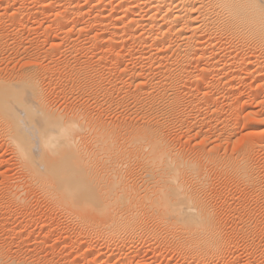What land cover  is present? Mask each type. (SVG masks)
I'll return each instance as SVG.
<instances>
[{
	"label": "bare ground",
	"instance_id": "6f19581e",
	"mask_svg": "<svg viewBox=\"0 0 264 264\" xmlns=\"http://www.w3.org/2000/svg\"><path fill=\"white\" fill-rule=\"evenodd\" d=\"M51 1H53V0H51ZM55 1H59V2L63 3V9L61 11L59 10V12L58 13L56 12V14H54V15L52 13V15L55 19L54 23L59 28L64 26L65 22L68 21L69 18L71 19L72 16L74 17L76 15L75 17L78 18L82 14V18H83V15H84L83 11H84V13H86L88 11L89 12L91 11V13H92V11H93L92 15L95 16V18H93L94 20L96 19L98 22H100V24L102 23L103 25H106L107 27H111L114 31H118L119 29H121V27L128 28V36H129V39H131V42L133 41V43H135L136 46L139 45V48H141V49L143 48L142 50L144 51L143 54H140L139 56L137 55L138 56L137 59H140L141 62H142V60L143 61L149 60V59L151 60L152 58H154L155 60L157 59L156 60L157 62H155V64H157V66L154 67V71L157 73H161V75H167L169 77V79L167 78L168 82L167 83L165 82L164 85L170 89L175 88L178 81H181L185 75V76H187L188 79L184 80L182 83H185L186 85L196 84V86H198V84H200V85L204 84V87L202 90H204L205 92L210 91V89L216 90V91L213 90L214 94H215V92L218 93V91H227V93H228V91L231 90L230 92H232V89H233L232 84L233 83H229V81L227 79L225 80L223 77L224 75H222V74L224 73L225 76L230 75V76H232V77H230L232 79H233V77H236L239 79V81H244L242 78L243 75H242V73H240V70H241V72L243 71L244 73H248V75H250V76L251 75L254 76L255 81H257L256 83L259 82L257 84V86H255L257 89H260V88L264 89V0H87L88 5H85V6L79 5L80 0H55ZM108 7L110 9H112V14L109 17V19H108V16L105 15V11H106V9H108ZM0 8H1V6H0ZM35 11H37V10H35ZM30 12H32V11H30ZM94 12H95V14H94ZM86 15H90V13H88ZM105 16L107 18H105ZM47 17H48V14H47ZM80 18H81V16H80ZM80 18H78V19H80ZM88 18H90V17H88ZM122 29L120 32L123 31ZM82 30H84V29H82ZM94 30H95V28H94ZM107 31H108V29H107ZM66 32H67V30H66ZM68 32H69V30H68ZM122 33H121V35H123ZM101 35H102V33H101ZM114 35H115V33H114ZM128 36L126 34V37H128ZM123 38H125V37H123ZM106 39L108 41L107 37H106ZM61 40H63V39H61ZM108 42H110V41H108ZM15 43H16V41H15ZM21 45H23V44H21ZM108 45H110V44H108ZM115 46H116V44H115ZM3 48H4V46H3ZM16 53H17V50H16ZM128 56H130V55H128ZM132 58H134V57H132ZM98 60H100V59H98ZM72 62H73V60H72ZM66 63H67V61H66ZM144 63H146V62H144ZM69 64H71V63H69ZM76 64L78 65V63H76ZM99 65H100V63H99ZM11 66H12V64H11ZM14 68L15 67H13V69ZM31 68H33V66ZM103 70H105V69H103ZM5 72H7V70ZM22 73H24V72H22ZM28 75H29V73L27 74V76ZM34 75H35V73H34ZM132 75H133V73H132ZM22 76H24V75H22ZM250 76H248V77H250ZM143 77H145V76H143ZM244 77H246L245 74H244ZM16 78H17L16 81H14V82L10 81L11 83L6 84V85L4 84V81L2 80L3 84L5 86H2L3 85L2 81H0V84H1L0 85V87H1L0 88V127L5 128V129L9 128L11 130L10 133H12V134L14 133V135H12L13 137L11 138V140H12L11 142L13 144V147L15 148V150L17 152H19V154L23 160V163H24L23 166H24V169H25L29 179H31L32 182H34L42 190H44V191L46 190L45 192L49 195V198H50V187L53 190H55V188L57 186L60 187L62 185V184L60 186L57 185L56 187L54 186V183L56 182L57 178L61 179V177H60V173H61V176H62L61 180H63V182L66 183L65 186L69 185L70 186L69 188L71 190H67V189H69L68 187H67V189H65L66 187H64V186H63L64 188L61 187L63 189V193H62L61 188H60L61 191H58L59 194L61 195V200H60V197L58 196L59 194L58 193H57L58 195L56 194L59 197L61 204H60L59 200H58V202L60 205H62V202L65 204L62 206L66 207L67 205H69L70 208L74 207L75 210L77 209L78 211L76 210V212H78V213L80 212L79 215L77 214L78 218H79V216H81V219H84V220L86 219L85 221L88 220V222H92L93 225H97V226H104V225L109 226V227L112 226L113 229H112V227L111 228L107 227V228L110 229V232H112L113 234L115 233L114 237H115V235H119V233L121 231L125 232L126 230L130 229L131 231L130 230H128V231H130L131 233L133 232L132 234L129 232L132 236L136 235V234L138 235V233H140L138 236H136V238L137 237L143 238L144 235L142 234L141 230H142V227L146 226V224L149 223L150 217L149 218L146 217V218H148L147 220H149L148 222L146 220H144V218H143L144 216L141 217V218H143L144 222H142V219H140V214L142 212L145 213V211H140V209H139L140 205H139L138 201H140L142 203V206H146V205L148 206V209L146 210L147 212L149 209H151V212H149V214L151 213L152 217H155L153 222L156 223L155 225H156L157 230H156V228L154 230H151L154 232V233L152 232L153 234L151 233L153 235L151 237L153 241L150 239L154 243L151 244L149 242L151 244V246H153V245H154V247H158V246H160V247L166 246L167 247L168 246V248L171 246L172 248L177 250V248L179 246H181V243L185 241L184 244L185 243H187L188 245L191 244L193 247H195V250L197 249V252H194L197 255L191 256L189 259V260H191V262L196 263L198 261V259L202 258L205 255H207L205 257H209L208 254H210V253H213L211 255H214V253L216 254L218 252H221L222 250L224 251L226 246L234 243L233 239L238 234H239V236H240V234L247 235V234H245V230H243V229H245L244 227H241L238 230L237 222H240L244 217H246V218H247V216L250 217V214H251V217L253 214H255L256 210H254V208L252 210H250L251 208H249V210H248L247 208H244V209H243V207L241 208V206H240V208H237V206H236L237 209H233V206L231 208L228 207L227 204H229V203H227V201L233 202V200H232V198H228L229 196H223V194L220 195L222 188H226V186H232V187L234 186L236 189H239L240 191H242L245 194V196L249 197V200L253 204V206L257 205L259 207V212L256 211L258 213V214L256 213L258 215V217L262 218L264 216V208L261 207V206H263L262 205L263 202H261L262 204H259L260 200L261 201L264 200V189H263V185H262L263 177L260 176V171L256 168V166H254L255 163H253V160H252L253 157L251 158V152L253 151L252 147H250V146L245 147V145L242 144L244 147H242L241 150L239 149V151L237 152V154L235 156L227 155L226 153H222V155H221V153L215 151V149H216V148H214L215 144H216V146H220L222 143L227 142L226 140H228V139L230 140L229 137L231 136V134L233 132L232 130L234 129L232 126L233 124L230 125V124L226 123V121H225L222 123L223 125H221V127L217 130V132L215 131L212 134L208 132L209 136H207V138H208L207 140L210 141L212 144L215 143V144H213L214 150L208 149L209 151H207L203 154L200 153L201 154L200 156H196V157L193 156L194 159L193 158L187 159L189 161L184 162V163H183V161L181 162V160H180L181 155L179 153H181V152L178 153V151H176L171 146V144L166 141L167 139L165 140L164 138H162L163 136L161 134L162 131H160L161 129L159 131H157V130L155 131V129H152L151 127L143 125L144 127L143 126H142V128L138 127L139 129L136 128L138 130L134 129V132H133V129L131 128V130L133 132V133H131L133 136V137L131 136L132 137L131 139H133L132 144H134L133 148L136 150L138 149V151L140 150L141 153H142V151L143 152L146 151V157H145V161H144L143 165H141V166L139 165L137 167V169H136V167H134L135 169L132 168L134 166L133 165L131 167V169L126 170L127 172H122V169H120V166H119L120 158H118L119 163H118V161L114 162V160L117 159L116 155H120V153H121V152L120 153L118 152L119 154H117V150H114V147H113L114 144L113 145H110V143L108 145H107V143L105 144L108 146V147L106 146L107 147L106 150L108 152V153L107 152L106 153L109 157L108 161H105L104 164L97 165L99 163V161H97L96 157H95V156H97V154L91 156V154H90L91 150L89 151V147L87 150V149H85V147L84 148L82 147L83 144H82V146H81V144L78 145L80 140H79V138H77V136H74V134L76 135V132H77V135L80 136L81 135L80 133H82L81 131L86 129V127L82 128V126H84L80 122L82 118L81 119H80V117L75 118V116H74V117L67 118L65 120V119H63V117L61 118L58 115H54L53 113H50L49 110H47L44 107L45 106L44 105L45 103L43 102L44 99L42 98V95L40 93L41 91H39L37 86L34 84L35 82L32 81L31 78H29V77H26V78L22 77L21 78L20 74H19V78H18V76ZM59 78H60V76H59ZM138 78H139V75H138ZM130 79H131V77H130ZM248 81L249 80H247V82ZM107 84H106V87L109 85V84L108 85ZM161 84H162V82H161ZM242 84H243V82H242ZM238 86H240V85H238ZM154 87H155V85H154ZM167 87H166V89H167ZM100 91H102V90H100ZM136 92H138V91H136ZM97 93H99V91ZM210 93H212V91ZM227 93H225V94H227ZM75 94H76V91H75ZM188 94L189 93H187V95ZM196 94H197V92H196ZM208 94H209V92H208ZM219 95H218V97H219ZM229 95H230V93H229ZM229 95H228V97H229ZM211 96H213V95H211ZM224 96L226 97V95H224ZM90 97H91V95H90ZM137 97H138V95H137ZM206 97H207V95H206ZM100 98H101V96H100ZM164 98H162V99L160 98L161 101L160 100H159L160 102L158 101L159 102L158 104L161 107L160 113H162L159 115H162V117L164 116L166 123H170L172 118H173L172 116H173V113L175 111L174 107L176 105L177 100L176 99L175 100L169 99L170 97L169 98L167 97L165 99ZM213 98L214 97L210 98V100L207 101L208 100L207 98H203V99L201 98L200 99L199 97L193 96V98H192L193 100H191V105H190V106H192V109H195L200 105H203L202 103H204V104L208 103L209 107H211V108L213 107L212 110H211V108H209L211 110V114H212V115H210L209 119H206V122H204V120H202L205 124H207L206 126H208V127H212L213 124H215L214 122L220 121L221 114L223 113L221 111L222 113L220 114V111L217 109L218 106L215 108L216 101H215V98L214 99ZM115 99H116V97H115ZM146 99H147V97H146ZM180 101H179V103H181ZM149 102H147V104ZM134 103H135V101H134ZM238 103H240V102H238ZM109 104H110V102H109ZM228 104H229V102H228ZM138 105H140V104L138 103ZM28 106L33 107V109L28 108ZM97 106H99V105H97ZM114 106H115V104H114ZM141 106H142V104H141ZM148 106L150 108L151 105H148ZM148 106L146 105V106H144V108H146V107L148 108ZM177 107H178V105H177ZM260 107L264 108V106H260ZM144 108L142 107L141 110H140V108L139 109L137 108V109L140 110L141 112L148 111V110H144ZM152 108H154V107H152ZM198 108H197V110H198ZM263 108H262V110L264 111ZM96 109H97V107H96ZM158 109H159V107H158ZM31 110L34 113V116H33ZM150 111H151V109H150ZM150 111L148 112V114L150 113ZM157 111L158 110H156V112ZM194 111L197 113L196 110H194ZM205 111H206V109H205ZM228 111H232V110L228 109ZM237 111H238V109H237ZM263 111L258 112V113L257 112L256 113H250V115L248 116V118L251 117V118H253V120H255L258 123V126L260 129L264 127V112ZM236 114H238V113H236ZM146 115H147V113H146ZM187 115H189V114H187ZM199 115H200V113H199ZM228 115H229V112H228ZM31 116H33V117H31ZM36 116H38V118ZM80 116L82 117L83 115H80ZM143 116H144V114H143ZM136 117H137V115H136ZM148 117H150V115ZM84 118H86V117H84ZM152 118H153V116L151 117V119ZM246 118H247V116H246ZM246 118L244 120L247 121L248 118L247 119ZM146 119H148L147 116H146ZM161 119L163 120V118L160 117V121H161ZM136 120H138V119H136ZM142 120H144V119H142ZM157 120H159V119H157ZM175 121H177V120H175ZM221 121H222V119H221ZM97 122H96V124H97ZM142 123L144 124L145 122L142 121ZM162 123H164V122H162ZM178 123H177V125H178ZM242 123H244V122H242ZM246 123H245V125H246ZM173 124H175V123H173ZM104 126H105V124H104ZM163 127L166 128V125ZM186 128H187V126H186ZM193 128H194V126H193ZM259 128H256V129H259ZM128 130H130V129H128ZM131 130H130V132H131ZM195 130H197V128ZM210 130H212V129H210ZM102 131H103V129H102ZM165 131L163 130V132H165ZM197 131H199V129ZM84 132L85 131H83V133ZM91 132H93V130ZM96 132H93V133H96ZM98 132H100V131H98ZM104 132L105 131L102 132L103 135H104ZM106 132H107V130H106ZM83 133H82V136H80V137L84 136ZM88 133H89V131H88ZM88 133H87V135H88ZM127 133H129V132H127ZM260 133H262V130ZM263 133H264V130H263ZM105 134H107V133H105ZM109 134L104 136L105 138H107V140L110 138ZM131 134L129 133V136ZM196 134L201 135L202 136L201 138H203V137L206 138V136L202 135V133L200 131L196 132ZM100 135H102V134H100ZM112 135H113V133H112ZM84 137H83V140L85 139ZM111 137H112L111 139L113 140V136H111ZM193 138H195V137H193ZM92 139H93V137H92ZM96 139H98V138H96ZM101 139L102 138H100V140ZM111 139H110V142L112 141ZM186 139H187V137H186ZM115 140L118 141L117 139H115ZM94 142L96 143V141H94ZM98 142H99V140H98ZM106 142H108V141H106ZM199 142H200V140H199ZM199 142H198V144H199ZM84 143H86V142H84ZM207 143H209V142H206V144ZM116 144H117V142H116ZM119 144H118V146H119ZM122 145L120 146L121 148H122ZM248 145H249V143H248ZM92 146L94 147V145H92ZM98 146H100V145L98 144ZM204 147H205V145H204ZM238 147H240V146H238ZM257 147H258V149H260L264 152V145L260 144ZM102 148L104 151L105 150L104 147H102ZM133 148H132V150H133ZM220 148H222V147H220ZM234 148H235V146H234ZM236 148H237V146H236ZM92 149H94V148H92ZM125 149H127V148H125ZM129 149H130V147H129ZM230 149L233 151V148H230ZM136 150H134V151H136ZM234 150H236V149H234ZM88 151L90 153H88ZM226 151H227V149H226ZM95 152H97V151H95ZM95 152H94V154H95ZM124 152H123V156L125 155ZM92 153H93V150H92ZM100 154L98 153V156ZM259 154H260V152H259ZM54 155L58 156V161L61 160L62 164L64 166L67 165L68 166L67 169H69V170L71 169V171H68V172L66 171L67 172L66 173V172H64L63 168H59V169L56 168L58 171H55V173H51L50 169L52 167H50V159L53 158L52 156H54ZM102 155H104V153H102ZM123 156H121V157H123ZM141 157H142V155H141ZM93 159L97 161L96 162L97 164L95 162H93L94 161ZM103 159H106V158L103 157L101 161H103ZM124 159H126V158H124ZM201 159H206V161L208 162L207 172L204 171V169H203L204 163L203 164L201 163ZM54 160L56 162L57 159H54ZM90 160H92V161H90ZM52 161H53V159H52ZM61 161L59 162L58 166H60ZM122 161H121V163H122ZM91 162L95 163L96 165L95 164L93 165ZM2 163H4V162H2ZM132 163H131V165H132ZM134 164H135V162H134ZM54 165H56V164H54ZM128 165L129 164H127V166ZM121 166H122V164H121ZM60 167H62V165ZM66 167H64V168H66ZM206 169L207 168H205V170ZM138 171H139V173L141 172V174H143L142 177H144L146 179V187L144 189L147 190V192H145V194L141 195L140 197H138V195L135 191L136 189L134 190L133 187H131L132 188L131 191L127 190L128 185H129V183H127V180L130 178L134 179L136 175H139L137 173ZM207 173H209V174L211 173V174L215 175V177L211 179L212 181H208L209 175H207ZM5 176H7V175H5ZM219 176L225 177L224 181H220L221 179L219 180ZM216 177H218V178H216ZM138 179H139V177H138ZM59 182H57V183L59 184ZM128 182H129V180H128ZM144 186H145V184H144ZM32 187H33V185H32ZM243 187H245L246 189ZM228 189H229V187H228ZM5 193L6 192H4V194ZM143 193H144V191H143ZM8 196H10L8 201H10L11 204L10 203L9 204L11 205V207H12V205H14L19 210V208L25 206V204H24L25 202L21 203V202H23L22 200H24V199H21L19 197V194L18 195L17 194H13V195L11 194ZM237 196L239 197V195H237ZM4 197H6V195H4ZM7 198L8 197L5 198V202H6ZM240 199H241V197H240ZM234 202H235V200H234ZM21 204H24V205H21ZM46 204H47V202H46ZM48 205L50 206V199L48 200ZM256 207H255V209H256ZM27 208L28 207H26V209ZM33 208H35V207H33ZM234 208H235V206H234ZM23 210H24V208H23ZM253 210H254V213L252 214ZM15 211H17V210H15ZM151 214H150V216H151ZM142 215H143V213H142ZM257 215L256 216L254 215V217L257 218ZM150 219L152 220L153 218H150ZM248 219H250V218H248ZM44 220H45V218H44ZM70 221H72V220H70ZM145 221H146V223H145ZM250 222H251V220H250ZM231 223H232V225H230ZM240 223H239V225H240ZM155 225H153V227ZM228 225H230V227ZM241 225H243V224H241ZM12 226H13V224H12ZM149 226H147L145 228V230L149 229L150 228ZM257 226H260V224ZM137 228L141 229V230H139L140 232L135 231V229H137ZM31 229H33V228H31ZM53 230H55V229H53ZM248 230H249V228H248ZM143 231H144V228H143ZM239 231L240 232L244 231V233H240ZM12 232H14V231H12ZM135 232H136V234H135ZM246 232H248V231H246ZM19 233H20V231H19ZM82 233H84V232H82ZM103 233H104V231H103ZM143 233L148 234V235L150 234V232L148 230H147V232H143ZM36 234H38V233H36ZM108 235H109V233H108ZM39 236H37V237H39ZM111 236H113V235L111 234ZM132 236H130V238ZM231 236L234 238L232 239ZM116 237H118L117 238V240H118L119 236H116ZM146 237H148V236L146 235ZM261 237H264V236H261ZM96 238H97V235H96ZM98 238H99V236H98ZM140 238L138 240H140ZM246 239H247V237H246ZM251 239H250V242H251ZM104 240H106V239H104ZM24 241H23V243H24ZM133 241H134V239H133ZM252 241H253V239H252ZM91 242H93V241H91ZM138 242H140V241H138ZM239 242H240V240H239ZM245 243H248V242H245ZM259 243H260V240H259ZM125 246H127V245H125ZM143 246H145V245H143ZM151 246H147V247H151ZM183 246H185V245H183ZM64 247L65 246H63V248ZM154 247H152V248H154ZM189 247H191V246H189ZM193 247H191V248H193ZM252 247H253V245H252ZM1 248H0V264H41L40 260H37L38 258L37 259H31V257H30V259L29 258L25 259L26 258L25 257V258L21 259V258H18V256L17 257H14V255L11 256L10 255L11 253L10 254L8 253L9 254L8 255ZM250 248H251V246H250ZM240 249H242V248H240ZM92 250H95V249H92ZM183 250H186V249H183ZM257 250H259L258 247H257ZM30 251H32V250H30ZM161 251H162V249H161ZM7 252H8V250H7ZM26 252H27V250H26ZM127 256H129V255H127ZM213 257H215V256H213ZM239 257H240V255H239ZM258 257H260V256H258ZM211 259H213L212 256H210L209 258H205V260L203 257V259H201V260H203L204 262L205 261L209 262V261H211ZM255 259H254V261H255ZM147 260H149V259H147ZM186 260H188V259H185V261ZM195 260H197V261H195ZM129 261H130V259H129ZM53 262H54V260H53ZM104 264H106V263H104Z\"/></svg>",
	"mask_w": 264,
	"mask_h": 264
},
{
	"label": "rangeland",
	"instance_id": "374dc122",
	"mask_svg": "<svg viewBox=\"0 0 264 264\" xmlns=\"http://www.w3.org/2000/svg\"><path fill=\"white\" fill-rule=\"evenodd\" d=\"M79 5H84V6L88 5L87 0H80L79 1ZM0 6H1V8H0V20H1L0 21V67H1L0 68V71H1L0 72V78H1L0 81L3 80L4 84L6 85V84H9L11 82L16 81V79H17L16 77L18 76V78H19V74H20L21 78L22 77H24V78L29 77V78H31L32 81L35 82L34 84L37 86L38 90L41 91L40 93L42 95V98L44 99L43 102L45 103L44 107L47 110H49L50 113H53L54 115H58L61 118L63 117V119H65V120L67 118L74 117V116H75V118L76 117L77 118L80 117V119L82 118L81 121H80L81 124L84 125V126H82V128L86 127V129L82 130L81 132L83 133V131H85L83 133V135L85 137L84 136L83 137L86 140L85 139L83 140V137H80V136H82V133H80V132H79L81 134V135L79 134L80 136L77 135V132H76V135L74 134V136H77V138H79V140H80L78 145L81 144V146H82V144H83L82 147L83 148L85 147V149H87V150H88V147H89V151L91 150V153L89 151H88V153H90L91 156L97 154V156H95V157H96V160L99 161V163L97 164L96 163L97 161L94 160L95 158L93 159L94 160L93 162H95L97 165L104 164L105 161H108L109 157L107 155L108 152H107L106 149H107V147H108L107 145L109 143H110V145L114 144L113 147H114V150H117V154H119L120 152L122 153V154L120 153V155H116L117 159L114 160V162L118 161V163H119V159L118 158H120L119 166H120V169H122V172H127L126 170L131 169V167L133 165L134 166L132 168L136 167V169H137V167L139 165L140 166L143 165V163L145 161V157H146V151H144V152L142 151V153H141L140 150H139L140 151L139 152L138 149L137 150L134 149L133 148L134 144H132V140L133 139H131L133 137L131 133L134 132V129H136L138 127L142 128L143 125L151 127L152 129H155V131L156 130L159 131L161 129L160 131H162L161 134L163 136V137L162 136L161 137L164 138L165 140L167 139L166 141L168 143H170L171 146L176 151H178V153L181 152V153H179L181 155L180 156L181 157L180 158L181 162L182 161H183V163L184 162H188L189 160H187V159H192V158L194 159V157L200 156L201 154L213 149V144H215V143L212 144L210 141H208L207 140L208 139L207 136H209L208 135L209 133L212 134L215 131L217 132V130L221 127V125H223L222 123L226 121V123H228L230 125L233 124L232 125L233 128H234L232 130L233 132H232L231 136L229 137L230 140L229 139L226 140L227 142L222 143L220 146H216V144L214 145L215 146L214 148H216L215 151L221 153V155H222V153H226L227 155L235 156L237 154V152L239 151V149L241 150L242 147H244L243 145H245V147H247V146L252 147L253 151L251 152V158L252 157L254 158V159L252 158L253 163H255L254 166H256V168L260 171V176L263 177L262 185H263V189H264V152L262 150L258 149V147H257L260 144L264 145V133H263L264 127L260 129L259 126H258V123L255 120H253V118H251V117L248 118L250 113H256V112L258 113V112L263 111L262 110L263 107H260V106H264V104H263L264 103V97H263L264 96V89H261V88L257 89L255 87V86H257V84L259 82L256 83L257 81H255V78H254L253 75L250 76V75H248V73H244L243 71L241 72V70H240V73H242V75H243L242 78H243L244 81H239L238 78L233 77V79H232V78H230L232 76L226 75L227 76L226 77L225 74L223 73L222 75H224L223 76L224 79L225 80L227 79L229 81V83H233L232 84V87H233L232 92H230L231 91L230 90V91H228V93H227V91H218V93L215 92V94H214L213 92L216 91L214 89H210V91L205 92L204 90H202L203 87H204V84H201V85L198 84V86H196V84H194V85L193 84L186 85L185 83H182L184 80L188 79L187 76H185V75H184V77H183V79L181 81H178V83L176 84V87L172 88L173 89L172 90V89H170V88H168L167 86L164 85L165 82L166 83L168 82L169 77L167 75H161V73H157V72L154 71V67L157 66V64H155V62H157L156 61L157 59L155 60L154 58H152L153 60L152 59L151 60L150 59L149 60H144V61L142 60V62H141L140 59H137L140 54L144 53V51L142 50L143 48L142 49L139 48V45L136 46V44L133 43V41L131 42V39H129V36H128V28L121 27V29L123 28L122 29L123 33L120 32L121 29H119L118 31H114L111 27H107L106 25H103L102 23L100 24V22H98L96 19L94 20L93 18H95V16L92 15L93 11H92V13H91V11L90 12L88 11L86 13H84V11H83V14H84L83 18H82V14L80 15L81 18H80V16L79 17L77 16L80 19L76 18L75 17L76 15L74 17L72 16L71 19L69 18L68 21L65 22L64 26L59 28L54 23L55 19H54L53 15L56 14V12L58 13L59 10L61 11L63 9V3L59 2V1H55V0H53V1H51V0H0ZM35 10H37V11H35ZM30 11H32V12H30ZM52 13H53V15H52ZM88 13H90V15H86ZM47 14H48V17H47ZM94 14H95V12H94ZM111 14H112V9H110L108 7V9H106V11H105V15L108 16V19H109ZM106 16H105V18H107ZM88 17H90L91 19L88 18ZM94 28H95V30H94ZM82 29H84V30H82ZM107 29H108V31H107ZM66 30H67V32L69 30V32L67 33ZM101 33H102V35H101ZM114 33H115V35H114ZM121 33L123 35H121ZM126 34H127L128 37H126ZM106 37L108 38V41H110V42L107 41ZM123 37H125V38H123ZM61 39H63V40H61ZM15 41H16V43H15ZM114 43L116 44V46H115ZM21 44H23V45H21ZM108 44H110V45H108ZM3 46H4V48H3ZM16 50H17V53H16ZM128 55H130V56H128ZM132 57H134V58H132ZM97 58L100 59V60H98ZM72 60H73V62H72ZM66 61H67V63H66ZM144 62H146V63H144ZM69 63H71V64H69ZM76 63H78V65ZM99 63H100L101 66L99 65ZM11 64H12V66H11ZM32 66H33V68H31ZM13 67H15V68L13 69ZM103 69H105V70H103ZM6 70H7V72H5ZM22 72H24L25 74L28 72L31 77L29 75L27 76L28 73L25 75ZM34 73H35V75H34ZM132 73H133V75H132ZM243 73L245 74L246 77H244ZM22 75H24V76H22ZM138 75H139V78H138ZM59 76H60V78H59ZM143 76H145V77H143ZM248 76H250V77H248ZM130 77H131V79H130ZM247 80H249V81L247 82ZM3 81H2V84H3ZM161 82H162V84H161ZM242 82H243V84H242ZM4 84L2 86H5ZM106 84L108 85L107 87H106ZM154 85H155V87H154ZM238 85H240V86H238ZM166 87H167V89H166ZM100 90H102V91H100ZM75 91H76V94H75ZM98 91H99V93H97ZM136 91H138V92H136ZM211 91H212V93H210ZM196 92H197V94H196ZM208 92H209V94H208ZM187 93H189V94L187 95ZM225 93H227V94H225ZM229 93H230V95H229ZM90 95H91V97H90ZM137 95H138V97H137ZM206 95H207V97H206ZM211 95H213V96H211ZM218 95H219V97H218ZM224 95H226V97ZM228 95H229V97H228ZM100 96H101V98H100ZM193 96L199 97L200 99L201 98L202 99L203 98H207L208 99L207 101H209L210 98L214 97L215 101H216L215 108L218 106L217 109L220 111V114L222 112L224 113V114L223 113L221 114L222 121L220 119V121L214 122L215 124L216 123L217 124L216 125L213 124L212 127L206 126L207 124H205L204 122H206V119H209L210 115H212L211 114V110L213 109V107L212 108L209 107L208 103L206 102L207 104L202 103L203 105L198 106L199 107V108L197 107L198 110H197V108L192 109V106H190V105H191V100H193L192 99ZM115 97H116V99H115ZM146 97H147V99H146ZM164 97L165 98H167V97L169 98L170 97L169 99H173V100L176 99L177 101L178 100L180 101L182 99L180 101L181 103H179V101L178 102L176 101V105L174 107L175 111L173 113V116H172L173 118H172L170 123H166V120L164 119V116L162 117V115H159V114H162V113H160L161 112V109H160L161 107L159 106L158 103ZM134 101H135V103H134ZM109 102H110V104H109ZM147 102H149V103L147 104ZM228 102H229V104H228ZM238 102H240V103H238ZM138 103L140 105H138ZM114 104H115V106H114ZM141 104H142V106H141ZM97 105H99V106H97ZM146 105L147 106L148 105H151V106L153 105L152 107H154V108H152L151 106L149 108V106H148V108L146 107L147 108L146 109V108H144V106H146ZM177 105H178V107H177ZM157 106L159 107V109H158ZM96 107H97V109H96ZM142 107L144 108V110H148V111L144 112L142 110L144 113L141 112L140 110H141ZM28 108H30V109L32 108L33 109V107H30V106H28ZM137 108L138 109L140 108V110H138ZM209 108H211V110ZM150 109H151V111H150ZM205 109H206V111H205ZM228 109L232 110L233 112L232 111H228ZM237 109H238V111H237ZM156 110H158V111L160 110V111L156 112ZM194 110H196L197 113ZM149 111H150V113L148 114ZM228 112H229V115H228ZM142 113L144 114V116H143ZM146 113H147V115H146ZM199 113H200V115H199ZM236 113H238V114H236ZM32 114L34 116L33 111H32ZM187 114H189V115H187ZM80 115H83V116L81 117ZM136 115H137V117H136ZM145 115L147 116L148 119H146ZM149 115H150V117H148ZM33 116H31V117H33ZM152 116H153V118L151 119ZM159 116L161 118H163L164 121L162 119L160 121V117ZM246 116H247L248 119L246 118ZM36 117L38 118V116H36ZM84 117H86V118H84ZM156 118L159 119V120H157ZM245 118L247 119V121L244 120ZM136 119H138V120H136ZM142 119H144V120H142ZM175 120H177V121H175ZM202 120H204V122ZM142 121L145 122V123L143 124ZM96 122H97V124H96ZM162 122H164V123H162ZM242 122H244V123H242ZM173 123H175V124H173ZM177 123H178L179 126L177 125ZM245 123H246V125H245ZM104 124H105V126H104ZM164 124L166 125V128L163 127V126H165ZM186 126H187V128H186ZM193 126H194L195 129L196 128H197V130L199 129V131L202 133V135L206 136V138L203 137L204 138L203 139V138H201L202 137L201 135L196 134V132H199V131L195 130L193 128ZM131 128L133 129V132H132ZM256 128H259V129H256ZM91 129L93 130V132H96V131L97 132L93 133V132H91L92 131ZM102 129H103V131H105L104 135L102 133L103 132ZM128 129H130L131 132ZM138 129H136V130H138ZM210 129H212V130H210ZM106 130H107V132H106ZM163 130L164 131L166 130V131L163 132ZM261 130H262V133H260ZM10 131L11 130L9 128H6V129L5 128H1L0 129V232H1L0 233L1 234L0 235V248L3 246L1 249L5 253H7V254L11 253L10 254L11 256H13V255H14V257L18 256V258H21V259L25 258V257H26L25 259H27V258L30 259V257H31V259H37L38 258L37 260H40L41 264L42 263L43 264H93V263L94 264H104V263H106V264H125V263L126 264H144V263L145 264H192V263L193 264H264V237H261V236H264V216L262 218L258 217V215H257L258 213L257 212H259V207L257 205H255V204H254L255 206H253V204L249 200V197L245 196V194L242 191H240L239 189H236L234 186L233 187L232 186H226V188H222L220 195L223 194V196H229L228 198H232L233 202L232 201H230V202L227 201V203H229V204H227V206L230 207V208L233 206V209H237V208H240V206H241V208L243 207V209L247 208L249 210V208H251L250 210H252L254 208V210L257 211V212L255 211V214H253L254 210H253V212L251 211L252 214H253L252 217H251V214H250V217H248V216H247V218L244 217L241 220L242 222L240 221L241 223L237 222L238 230L241 227H244L245 229H243V230H245V234H247V235L240 234V236H239V234H238L236 236L237 238L236 237L234 238V237L231 236L232 239L234 238L233 239L234 243L226 246V248L224 249L225 252L222 250L223 252L221 251V252H218L216 254L214 253V255H211L213 253L208 254L209 257L212 256V258H213L209 262H207V261L204 262L203 260H201V259H203V257H204V260H205V258H209V257H205L207 255L203 256L201 254L203 257L200 258V259L197 258L198 261L195 260L197 262L194 263V262H191V260H189V259H190L191 256L197 255V254L194 253V252H197V249L195 250V247H193L191 244H189V245L187 243L184 244V242H185L184 240H183L184 242L181 241L182 242L181 246H179L177 248V250H175L171 246L169 248H168V246L167 247L166 246L165 247L164 246L163 247H160V246L154 247V245L151 246V244L154 243V242H152L153 240L151 238L153 236L152 234L154 232L151 231V230H154L156 228V225H155L156 223L153 222L155 217H152L151 213H150L151 214V216H150L149 212H151V209H149L148 212H147L146 210L148 209V206L147 205L146 206H142V203L140 201H138V203L140 205L139 209H140V211H145V213L142 212L143 215H142V213L140 214V219H142V222H144L143 218L147 222L149 220L150 221H149V223H147L148 225L146 224V226L142 227V230L138 229V228H137L138 230L135 229L136 232L137 231L140 232L139 230H141L142 234L144 235L143 238L139 237L140 240H138L139 238L137 237L138 238L137 239L136 236H138L140 233H138V235H137L136 232H135L136 235L132 236L131 234L133 232L131 233L130 232L131 230L128 229V230H130V231L126 230L128 233L126 231H125L126 233L121 231L120 232L121 234L118 232L119 235H115V237H114L115 233L113 234L112 232H110V229L107 228L109 226L93 225L92 222H88V220L85 221L86 219L85 220L81 219V216H79V218H78V215H79L80 212L79 213L76 212L77 209L75 210L74 207L70 208V206L67 205V204H66L67 205L66 207L62 206V205H65L63 202H62V205H60L61 204V201H60L61 200V195L59 194L58 191L62 190V193H63V189L61 187L64 186V187H66L65 189H67V187L68 188L70 187L69 185L65 186L66 183H64L63 180H61L62 179L61 173H60L61 179L57 178L58 181L56 180V182H55L53 180L55 182V183L54 182L53 183H54L55 187L57 185H59V186L61 184L62 185L60 187L57 186L56 188L53 186L55 188V190H53L50 187V198H49V195L45 192L46 190L45 191L42 190L39 186H37L34 182H32L31 179H29V177H28V175H27V173H26V171L24 169V166H23V164H24L23 160H22L19 152H17L15 150V148L13 147V144L11 142L12 141L11 138L13 137L12 135H14V133L12 134V133H10ZM88 131H89V133H88ZM98 131H100V132H98ZM127 132H129L131 135L129 136V133H127ZM87 133H88V135H87ZM105 133L109 134L110 138L108 137L109 138L108 140H107V138L104 137L105 135H107ZM112 133H113V135H112ZM100 134H102L103 136L100 135ZM111 136H113V140L111 139L112 138ZM92 137H93V139H92ZM186 137H187V139H186ZM193 137H195V138H193ZM96 138H98V139H96ZM100 138H102L101 139L102 141L100 140ZM110 139L112 140L111 142H110ZM115 139H117L118 141H116ZM98 140H99V142H98ZM199 140H200L201 143L199 142ZM94 141H96V143ZM106 141H108V142H106ZM84 142H86V143H84ZM116 142H117V144H116ZM198 142H199V144H198ZM206 142H209V143L206 144ZM106 143H107V145H105ZM248 143H249V145H248ZM98 144L100 146H98ZM118 144H119V146H118ZM92 145H94V147ZM121 145H122V148L120 147ZM204 145H205V147H204ZM234 146H235V148H234ZM236 146H237V148H236ZM238 146H240V147H238ZM102 147H104V149H105L104 151H103ZM129 147H130V149H129ZM220 147H222V148H220ZM92 148H94V149H92ZM125 148H127V149H125ZM132 148H133V150H132ZM225 148L227 149V151H226ZM230 148H233V151ZM234 149H236V150H234ZM92 150H93V153H92ZM94 150L97 151V152H95ZM134 150H136L137 152L134 151ZM94 152H95V154H94ZM101 152L104 153V155H102ZM123 152L125 154L124 156H123ZM259 152H260V154H259ZM98 153L99 154L101 153V154L98 156ZM141 155H142V157H141ZM54 156H52L53 158L50 159V167H52L50 169L51 173H55V171H58L57 169H59V168H63L64 172L71 171V169L70 170L67 169L68 168L67 165H66L67 166L66 167V166H64L62 164L61 160L58 161V156H55V157ZM121 156H123V157H121ZM101 157L102 158L104 157L106 159H103V161H101L102 160ZM124 158H126V159H124ZM52 159H53V161H52ZM54 159H57L56 162H55ZM60 161H61L60 166L62 165V167L58 166ZM90 161H92V160H90ZM121 161H122V163H121ZM2 162H4V163H2ZM93 162H91V163L94 165L95 163H93ZM134 162H135V164H134ZM124 163L125 164L126 163L129 164L128 165L129 167L127 166V164L125 165ZM131 163H132V165H131ZM201 163L202 164L204 163L203 164V166H204L203 169H204V171L207 172V170H208V166H207L208 162L206 161V159H201ZM54 164H56L57 166L54 165ZM121 164H122V166H121ZM64 167H66V168H64ZM205 168H207V169L205 170ZM137 173L139 175H136L134 179L133 178L128 179L129 182L127 180V183H129L127 190L131 191L132 190L131 187H133L134 190L136 189L135 191H136L138 197H140L141 195L145 194V192H147V190L144 189L146 187V179L144 177H142L143 174H141V172L139 173V171H138ZM5 175H7V176H5ZM207 175H209V179H210V180L208 179V181H212L211 179L215 177V175H213L211 173L210 174L207 173ZM137 176L139 177L140 180L138 179ZM216 178H218V177H216ZM224 179H225V177H223V176L220 177L219 176V180L220 181H224ZM57 182H59V184ZM144 184H145V186H144ZM32 185H33V187H32ZM228 187H229V189H228ZM60 188H61V190H60ZM243 188H245V187H243ZM67 190H71V189L69 188ZM143 191H144V193H143ZM4 192H6V193L4 194ZM2 193L4 195H6V197H8L6 199V202L10 198V196H8V195H11V194L12 195L13 194H17L18 195L19 194V197L21 199H24V200H22L23 202H21V203L25 202L24 203L25 206L19 208V210L14 205H12V207H11L10 201H8L6 203L5 202V198L6 197H4V195ZM56 194L60 197V200H59V197ZM237 195H239V197ZM240 197H241V199H240ZM49 199H50V206L48 205V200ZM58 200H59L60 204H59ZM234 200H235V202H234ZM46 202H47V204H46ZM261 202H263V204ZM24 204H21V205H24ZM259 204H262L263 206H261V207L264 208V200H262V201L260 200ZM234 206H235V208H234ZM236 206H237V208H236ZM26 207H28V208L26 209ZM33 207H35V208H33ZM255 207H256V209H255ZM23 208H24V210H23ZM15 210H17V211H15ZM254 215L255 216L257 215V218H255ZM142 216H144V217L141 218ZM146 217H148V218L150 217V218H153V219L151 220L149 218V220H147L148 218H146ZM44 218H45V220H44ZM248 218H250V219H248ZM70 220H72V221H70ZM250 220H251V222H250ZM146 221H145V223H146ZM239 223H240V225H239ZM12 224H13V226H12ZM150 224L151 225L153 224L155 226L153 227V225L151 226ZM241 224H243L244 226L241 225ZM259 224H260V226H257ZM230 225H232V223ZM230 225H228V226L230 227ZM147 226H149L151 229L148 227L149 229L145 230V228ZM111 227H109V228H111ZM31 228H33V229H31ZM143 228H144V231H143ZM248 228H249V230H248ZM53 229H55V230H53ZM112 229H113V227H112ZM147 230L150 232V234L152 232L153 233L151 235L143 233V232H147ZM156 230H157V228H156ZM12 231H14V232H12ZM19 231H20V233H19ZM103 231H104V233L106 235L103 233ZM246 231H248L250 234L248 232H246ZM82 232H84V233H82ZM36 233H38V234H36ZM108 233H109V235H108ZM240 233H244V231H242ZM95 234L97 235V238H96ZM111 234L113 236H111ZM129 235L132 236V237L130 238ZM146 235L148 237H146ZM37 236H39V237H37ZM98 236H99V238H98ZM116 236H119V239H118L119 241L117 240L118 237H116ZM246 237H247V239H246ZM132 238L134 239V241H133ZM251 238L253 239L254 242L252 241ZM104 239H106V240H104ZM250 239H251V242H250ZM239 240H240V242H239ZM259 240H260V243H259ZM23 241H24V243H23ZM91 241H93L94 243L91 242ZM138 241H140V242H138ZM244 241L248 242V243H245ZM182 244L185 245V246H183ZM62 245L65 246V247L63 248ZM125 245H127V246H125ZM143 245H145V246H143ZM252 245H253L254 248L252 247ZM147 246H151V247H147ZM189 246H191L193 248H191ZM250 246H251V248H250ZM152 247H154V248H152ZM257 247H258L259 250H257ZM240 248H242V249H240ZM92 249H95V250H92ZM161 249H162V251H161ZM183 249H186V250H183ZM7 250H8V252H7ZM26 250H27V252H26ZM30 250H32V251H30ZM127 255H129L130 257L127 256ZM239 255H240V257H239ZM213 256H215V257H213ZM258 256H260V257H258ZM129 259H130V261H129ZM147 259H149V260H147ZM185 259H188V260L185 261ZM254 259H255V261H254ZM53 260H54V262H53Z\"/></svg>",
	"mask_w": 264,
	"mask_h": 264
}]
</instances>
